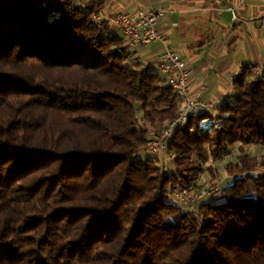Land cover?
I'll list each match as a JSON object with an SVG mask.
<instances>
[{
	"label": "trees",
	"instance_id": "16d2710c",
	"mask_svg": "<svg viewBox=\"0 0 264 264\" xmlns=\"http://www.w3.org/2000/svg\"><path fill=\"white\" fill-rule=\"evenodd\" d=\"M103 6L0 0V264H264V155L245 150H264V72L244 66L218 127L176 131L164 173L143 154L177 93ZM229 154L232 180L196 210L170 200Z\"/></svg>",
	"mask_w": 264,
	"mask_h": 264
},
{
	"label": "crops",
	"instance_id": "0c3cea01",
	"mask_svg": "<svg viewBox=\"0 0 264 264\" xmlns=\"http://www.w3.org/2000/svg\"><path fill=\"white\" fill-rule=\"evenodd\" d=\"M101 1L99 17L115 29L112 19L119 12L135 13L143 6L165 11L157 27L192 67L190 94L196 99L218 104L219 98L232 95L231 76L240 74L244 66L264 69V0ZM231 8L236 9L237 18ZM162 49V44L152 42L134 49L133 58L143 64L156 63Z\"/></svg>",
	"mask_w": 264,
	"mask_h": 264
},
{
	"label": "built area",
	"instance_id": "2783aa9c",
	"mask_svg": "<svg viewBox=\"0 0 264 264\" xmlns=\"http://www.w3.org/2000/svg\"><path fill=\"white\" fill-rule=\"evenodd\" d=\"M231 10L234 18H237L236 9L231 8ZM164 13V10L143 6L135 13L126 11L117 13L113 17L112 22L119 30L125 46L132 50L146 46L152 42H158L163 46L161 54L156 61L157 69L164 76L166 84L171 86L177 93L181 105L177 116L164 123L160 128L159 136L147 142L145 147L158 158L164 173H167L174 166L168 146L176 131L184 126L190 118L203 113H209L210 116L200 120L197 128L198 132H206L213 127H218L215 115L218 106L225 99L221 97L218 100V104H213L212 102L199 100L191 96L189 82L193 69L182 58L179 52L173 48L169 37L157 27L158 21ZM249 68L253 72L254 78H259L264 72V69L257 68L251 64ZM231 79L234 81L235 77L231 76ZM189 130L193 131V128ZM229 156H232V154ZM227 178L222 177L208 186H201L200 178H198L186 187H168V195L172 202L185 210H196L221 188L222 182Z\"/></svg>",
	"mask_w": 264,
	"mask_h": 264
},
{
	"label": "rangeland",
	"instance_id": "374dc122",
	"mask_svg": "<svg viewBox=\"0 0 264 264\" xmlns=\"http://www.w3.org/2000/svg\"><path fill=\"white\" fill-rule=\"evenodd\" d=\"M218 122V121H217ZM159 125V124H158ZM161 126H163V125H161ZM160 132V128L159 129H154L153 128V130H152V132ZM151 136H153V135H151ZM234 153H235V155L238 153V148L237 147H235L234 149ZM245 150H247V151H249L250 153H253L254 155H257V156H263L264 155V150L263 149H261L258 145H248V146H245ZM145 157H147V156H152L153 154L151 153V152H149V151H145L144 152V154H143ZM230 155V154H229ZM224 156L222 159H220V160H217V161H215V160H213V159H210L209 161H208V163L207 164H205V166H207V165H209V164H211V165H214V167H216L217 168V172H216V174L214 175V177H213V175H211V173L208 171L207 172V169L205 168L204 170H203V174L201 175V177L203 176V175H205V173L207 174V178H206V180H205V184H206V186H208V185H211V184H213L214 182H216V181H218V180H220L222 177H228L227 179H225L223 182H222V184H221V187H223V186H225V185H227L231 180H232V177L230 176V175H228L227 173H226V170H225V167H226V165L230 162V161H233L234 159H235V155H233V156ZM261 172H264V168H258L257 170H255V171H253L252 173H254V174H259V173H261ZM201 177H200V183H201ZM208 184V185H207ZM221 188H219V190H220Z\"/></svg>",
	"mask_w": 264,
	"mask_h": 264
}]
</instances>
